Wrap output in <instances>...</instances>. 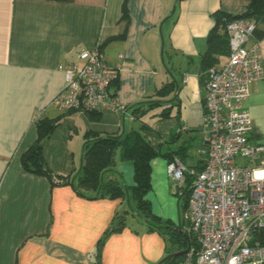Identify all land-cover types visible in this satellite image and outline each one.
I'll return each instance as SVG.
<instances>
[{
  "label": "crops",
  "instance_id": "crops-1",
  "mask_svg": "<svg viewBox=\"0 0 264 264\" xmlns=\"http://www.w3.org/2000/svg\"><path fill=\"white\" fill-rule=\"evenodd\" d=\"M174 5L175 0H0V264H96L97 243L126 210L124 200L88 199L69 184L51 185L23 169L20 157L36 139L38 109L44 110L41 118L57 123L42 143L53 182L79 169L86 132L121 136L137 131L158 152L150 163L146 195L151 212L180 223L179 198L166 168L181 150L185 165L197 170L203 165L208 131L200 58L214 25L212 15L240 14L247 3L180 0L173 10ZM258 29L264 31V24ZM98 42L104 62L120 65L111 90L117 92L121 112L104 111L90 120L79 111L58 110L51 102L65 86L60 67L81 65L80 53ZM250 43L258 46L264 72V37ZM226 59L219 57L215 66ZM171 82L175 89L169 96L154 97ZM150 98L163 104L135 117L133 106ZM244 109L252 121L251 142L264 143V79L250 84ZM112 169L127 186L134 185L133 167L120 149ZM128 217L126 227L104 242L101 264H157L168 255L164 237Z\"/></svg>",
  "mask_w": 264,
  "mask_h": 264
},
{
  "label": "built area",
  "instance_id": "built-area-1",
  "mask_svg": "<svg viewBox=\"0 0 264 264\" xmlns=\"http://www.w3.org/2000/svg\"><path fill=\"white\" fill-rule=\"evenodd\" d=\"M256 28L252 20L227 23L226 62L206 72L208 137L201 169L177 158L167 164L179 200L189 192L183 220L198 244L195 264H264V245L255 238L264 229V143L251 142L252 121L244 109L250 84L264 79L258 46L250 43ZM79 57L81 65L60 67L65 86L51 104L62 112H121L111 90L120 65L104 62L100 42ZM43 112H35V122ZM192 253L184 264H191Z\"/></svg>",
  "mask_w": 264,
  "mask_h": 264
},
{
  "label": "trees",
  "instance_id": "trees-1",
  "mask_svg": "<svg viewBox=\"0 0 264 264\" xmlns=\"http://www.w3.org/2000/svg\"><path fill=\"white\" fill-rule=\"evenodd\" d=\"M47 1L72 2V0ZM245 1L247 3L246 9L240 14H228L221 11L213 13L214 25L206 38V51L200 58V66L201 70L205 73V78L207 70L217 64L218 58L228 55V36L225 31L227 23L234 20H252L257 24L253 37L257 40L264 37V31L258 29L260 24H264V0ZM122 17L125 20L127 18V11L125 9L122 11ZM117 82L118 80L115 79L112 86H116ZM174 89V84L172 82L168 83L157 90L154 97L163 99L169 96ZM162 104V101L153 100V98L147 99L133 106L135 107L133 115L135 117L144 116L147 112L160 107ZM84 114L90 120H98L100 117L99 112H85ZM162 116L167 117V112L163 111ZM56 124V121L46 118H40L35 122L36 139L20 157L23 169L35 176L45 177L51 185L69 184L77 194L88 199H121L126 202V210L114 217L111 225L97 243L94 253L96 264H101V249L104 242L109 236L121 232L126 227V217L128 215L145 223L148 231H157L161 234L169 247L167 254L173 251L184 252L182 255L170 259L163 264H184L188 259L187 253L190 249L195 246L198 249V244H196L197 242L194 239L193 242L185 233L177 231V229H182L181 225L184 221L183 215L187 209L189 192L187 191L185 196L179 200L180 223L178 225L162 221L152 214L150 204L146 199V195L151 189L150 163L158 156L157 150L137 131H130L121 136H99L86 132L84 134L83 152L79 169L69 176L56 177V182H53V174L47 168L43 158L42 143L54 131ZM141 128L144 129V127ZM118 149L121 150L122 159L125 162H129L133 167V186H127L120 175L112 169L113 156ZM181 151L175 152V156H171L169 161L172 158L182 161ZM113 173H116V179L106 178V176ZM255 238L256 241L264 245V229L257 232ZM190 263L193 264L191 258Z\"/></svg>",
  "mask_w": 264,
  "mask_h": 264
},
{
  "label": "rangeland",
  "instance_id": "rangeland-1",
  "mask_svg": "<svg viewBox=\"0 0 264 264\" xmlns=\"http://www.w3.org/2000/svg\"><path fill=\"white\" fill-rule=\"evenodd\" d=\"M125 207L127 208V206H125ZM128 216H130V215H128ZM128 216L126 218H127V221L129 222L131 220V218L128 217ZM181 226H182L181 228L184 231V233L186 234V236H188V238L191 239L194 242L193 237L191 236L190 232H188V222L187 221H183V224ZM190 250L193 251V253L191 255V260H192V263L194 264V261L196 260V251H197L196 246L191 248Z\"/></svg>",
  "mask_w": 264,
  "mask_h": 264
},
{
  "label": "water",
  "instance_id": "water-1",
  "mask_svg": "<svg viewBox=\"0 0 264 264\" xmlns=\"http://www.w3.org/2000/svg\"><path fill=\"white\" fill-rule=\"evenodd\" d=\"M177 4V0H175V5ZM175 5H174V8L173 10L175 9ZM177 89V88H176ZM177 231L179 233H182V231L180 229H177ZM184 252H179V251H173V252H170L168 255H166L162 260H160L157 264H163L164 262L170 260V259H173V258H176L180 255H182Z\"/></svg>",
  "mask_w": 264,
  "mask_h": 264
}]
</instances>
